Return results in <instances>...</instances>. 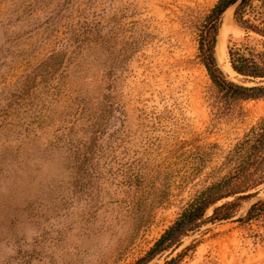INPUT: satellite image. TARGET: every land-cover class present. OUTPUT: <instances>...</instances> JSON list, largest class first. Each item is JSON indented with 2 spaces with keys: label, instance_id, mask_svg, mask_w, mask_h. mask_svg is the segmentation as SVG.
Returning a JSON list of instances; mask_svg holds the SVG:
<instances>
[{
  "label": "rangeland",
  "instance_id": "374dc122",
  "mask_svg": "<svg viewBox=\"0 0 264 264\" xmlns=\"http://www.w3.org/2000/svg\"><path fill=\"white\" fill-rule=\"evenodd\" d=\"M218 1L0 0V264H136L220 182L240 192L148 264H264V206L249 216L264 95L234 98L208 71ZM229 11L226 62L264 61V35ZM243 14L264 29L261 0ZM218 35L220 69L253 85L219 62Z\"/></svg>",
  "mask_w": 264,
  "mask_h": 264
},
{
  "label": "trees",
  "instance_id": "16d2710c",
  "mask_svg": "<svg viewBox=\"0 0 264 264\" xmlns=\"http://www.w3.org/2000/svg\"><path fill=\"white\" fill-rule=\"evenodd\" d=\"M233 1L234 0H219L212 8L204 24L201 49L203 51V57L208 71L214 82L221 90L234 98H257L264 95V84H261V80L256 81L257 78L264 79V61L259 62L255 58H250L240 54L236 56L232 55V66L234 70L244 76L248 81L250 80L251 82H255L253 85H245L228 80L224 72L218 66L215 57V43L221 26L222 17L227 7ZM251 1L252 0H246L244 3L235 8L236 20L242 26L261 32L264 35L263 28H259L257 25L251 24L250 20L244 19V8ZM261 2L264 8V0H261ZM1 57L2 56L0 55V69L1 66L5 64V61H2ZM256 134L259 142L264 141V130L262 132H256ZM223 184L224 183L222 182L216 183L203 191L198 198L179 216V218L164 231L161 237L149 250L147 255L137 260L136 264H148L157 255L172 248H177L185 235L201 226L207 210L210 207L214 206L222 198L240 192V190H237L239 189L238 187L229 188V190L225 191L222 188ZM250 195L253 194L251 193L246 196H239L237 199H240L241 197H249ZM236 202L237 201H230L220 206H216L214 208V213L210 217L211 220L229 218L230 212L226 211L223 214H220V212L236 206ZM261 206H264V200L252 205L249 210V216L252 215L255 209ZM180 257L181 254L167 259L162 264H176Z\"/></svg>",
  "mask_w": 264,
  "mask_h": 264
},
{
  "label": "bare ground",
  "instance_id": "6f19581e",
  "mask_svg": "<svg viewBox=\"0 0 264 264\" xmlns=\"http://www.w3.org/2000/svg\"><path fill=\"white\" fill-rule=\"evenodd\" d=\"M233 23V17L231 15V11H227L224 14V20L222 26L219 31L218 40L216 44V56L219 62L222 64L224 68H229L230 71H234L232 66L226 62L227 56V42H228V35L231 30ZM228 63V64H227Z\"/></svg>",
  "mask_w": 264,
  "mask_h": 264
},
{
  "label": "water",
  "instance_id": "95a60500",
  "mask_svg": "<svg viewBox=\"0 0 264 264\" xmlns=\"http://www.w3.org/2000/svg\"><path fill=\"white\" fill-rule=\"evenodd\" d=\"M246 0H234L233 2H231V4L227 7V9L225 10V12L229 11L231 8H236L238 5L244 3ZM224 12V14H225Z\"/></svg>",
  "mask_w": 264,
  "mask_h": 264
}]
</instances>
